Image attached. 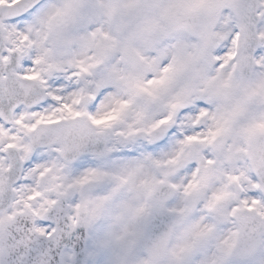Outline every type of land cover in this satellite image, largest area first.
I'll return each instance as SVG.
<instances>
[{"label": "snow or ice", "instance_id": "snow-or-ice-1", "mask_svg": "<svg viewBox=\"0 0 264 264\" xmlns=\"http://www.w3.org/2000/svg\"><path fill=\"white\" fill-rule=\"evenodd\" d=\"M0 264H264V0H0Z\"/></svg>", "mask_w": 264, "mask_h": 264}]
</instances>
